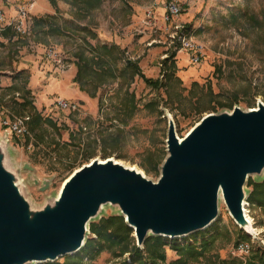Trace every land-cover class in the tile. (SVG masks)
Returning a JSON list of instances; mask_svg holds the SVG:
<instances>
[{
  "label": "rangeland",
  "instance_id": "374dc122",
  "mask_svg": "<svg viewBox=\"0 0 264 264\" xmlns=\"http://www.w3.org/2000/svg\"><path fill=\"white\" fill-rule=\"evenodd\" d=\"M37 1L43 7L39 15L34 11ZM171 2L181 6L178 17L168 15ZM29 3L34 4L31 29L27 35H19L13 22L19 8ZM0 11L6 21H0V138L6 119L27 120L28 136L11 135L9 149L12 168L37 210L53 204L63 183L96 159L117 160L157 182L168 156L169 117L179 138H184L209 114L233 112L235 108L247 111L264 104V0H103L101 8L86 17L67 0H58L56 6L50 0H0ZM55 15L58 21L48 19ZM255 15L263 23L261 30L255 29ZM39 19L45 20L47 29L62 28L61 35L39 32L35 27ZM78 27H88L97 38L93 40ZM184 39L200 46V63L193 62L195 55L186 49ZM86 40L120 46L139 63L148 79L159 80L162 85L152 87L137 78L130 95L125 96L123 109L114 98L118 82L104 86L95 96L81 91L75 82L76 55ZM51 47L61 53L60 64L46 58ZM172 55L175 58L165 67L164 61ZM172 73L173 80L169 81ZM60 101L73 103L77 109L61 110ZM134 107L133 117L127 120L128 111ZM38 114L51 119L57 129L46 123H31ZM26 165L34 170L26 169ZM50 179L49 189L42 191ZM262 181L264 172L250 177L246 186L245 207L255 233L241 229L223 199L219 217L208 229L183 238H166V264L179 260L172 240L180 245L194 244V235L201 232L207 239L216 238L215 243L204 257L189 264H222L230 259L246 263L256 248H264V212L249 202L255 183ZM113 216L125 220L117 207L104 206L99 219L89 225L87 242L92 251L84 247L78 255L62 257L56 264L81 259L83 264H132L130 254L115 258L110 251L93 253V241L98 237L92 233L91 224ZM240 244L249 245V254H234Z\"/></svg>",
  "mask_w": 264,
  "mask_h": 264
},
{
  "label": "water",
  "instance_id": "95a60500",
  "mask_svg": "<svg viewBox=\"0 0 264 264\" xmlns=\"http://www.w3.org/2000/svg\"><path fill=\"white\" fill-rule=\"evenodd\" d=\"M167 149L157 182L113 159H96L67 179L53 204L37 210L12 168L7 136L1 137L0 264L55 263L78 254L107 205L120 210L140 249L149 237L176 239L208 229L223 199L233 220L252 233L246 186L264 172V104L209 114L182 141L169 117Z\"/></svg>",
  "mask_w": 264,
  "mask_h": 264
},
{
  "label": "trees",
  "instance_id": "16d2710c",
  "mask_svg": "<svg viewBox=\"0 0 264 264\" xmlns=\"http://www.w3.org/2000/svg\"><path fill=\"white\" fill-rule=\"evenodd\" d=\"M53 5H57L58 0H50ZM68 3L74 7L79 15L86 17L90 13L98 11L103 0H67ZM51 21H58V16H48ZM46 22L44 19H39L35 24V27L39 32L46 35H61L62 28L58 26L56 28L48 26L46 28ZM263 23L257 15H255V29H262ZM81 32L91 35V38L95 40L97 35L94 31L88 27H78ZM81 51L77 53L79 59L78 73L76 77V83L79 85L81 91L95 96L101 88L111 83L118 82L119 90L114 97L118 100L119 107L123 109L126 106L125 96L130 95V88L135 83L137 78H142L149 86L160 87L162 83L157 80L148 79L142 72L139 63L131 60L126 51L116 44H92L90 41H84V46L81 47ZM87 52L89 53L87 55ZM175 58L172 55L164 61V66L167 67L169 62ZM174 73L169 77V81H172ZM134 96V94H132ZM24 107V105H21ZM136 107L128 111V119H131L135 113ZM32 122L48 124L51 128L57 129V124L51 119H44L39 114L31 118ZM122 121V120H121ZM123 122V121H122ZM30 123V124H31ZM249 202L257 207L261 208L264 212V181L255 183V191L250 195ZM264 226V222L262 223ZM91 231L98 237L97 241H93V253L101 254L103 251H110L115 258H121L126 254H130L132 264H166V243L169 239L164 237L151 238L149 237L145 243L143 250L136 246L135 239L133 237L134 230L131 229L125 220L121 217L103 218L100 223L91 224ZM207 234L201 232L194 235L196 242L194 244L180 245L176 240L172 243V248L179 255L177 264H189L190 262L199 261L210 250L215 243L216 238L207 239ZM201 238L199 242L198 239ZM85 251L91 250L89 242H87ZM82 252V251H81ZM78 255V254H76ZM96 258V256H94ZM68 260L66 264L71 263ZM52 264H56L52 263ZM72 264V263H71ZM73 264H83V259ZM120 264H127L122 262ZM222 264H264V248H256L246 263L239 262L238 259H230L223 261Z\"/></svg>",
  "mask_w": 264,
  "mask_h": 264
},
{
  "label": "built area",
  "instance_id": "2783aa9c",
  "mask_svg": "<svg viewBox=\"0 0 264 264\" xmlns=\"http://www.w3.org/2000/svg\"><path fill=\"white\" fill-rule=\"evenodd\" d=\"M34 9V4L29 3L25 6H22L18 10L17 18L13 22L14 31H16L19 35H27L29 30L31 29L32 24V12ZM168 15L171 17H178L181 13V6L178 2H171L167 5ZM167 16V20L169 19ZM0 21H5V13L0 11ZM6 22V21H5ZM186 49L191 50L194 53L193 62L200 63L202 60V51L198 44L193 43L192 40L184 39ZM45 56L48 60H51L55 63L60 64L62 61L61 53L54 47L47 49ZM59 108L61 110H69L74 111L77 109V105L73 103H68L66 101H60L58 103ZM27 120L25 119H6L3 122V126L5 127L4 136H7V140L10 143V136H28L29 129L26 124ZM3 136V137H4ZM250 247L247 244L237 245L234 249V254H238L241 256H245L249 254Z\"/></svg>",
  "mask_w": 264,
  "mask_h": 264
},
{
  "label": "bare ground",
  "instance_id": "6f19581e",
  "mask_svg": "<svg viewBox=\"0 0 264 264\" xmlns=\"http://www.w3.org/2000/svg\"><path fill=\"white\" fill-rule=\"evenodd\" d=\"M252 111H256V110H258V108H255V109H251ZM192 130V129H191ZM190 130V131H191ZM189 131V132H190ZM181 139V141L183 140V138H180ZM101 161V163H105V162H107V160H100ZM115 161H117V160H115ZM118 162V161H117ZM133 169V168H132ZM68 180H66L64 183H63V185H65V183L67 182ZM63 185H62V187H61V189H60V192H61V190H62V188H63ZM245 214H246V218L248 219V221L251 223V226H253V221L251 220V218L249 217V215H248V212H247V210H246V207H245ZM253 233H255V229H254V227H253ZM36 264H38V263H36Z\"/></svg>",
  "mask_w": 264,
  "mask_h": 264
},
{
  "label": "crops",
  "instance_id": "0c3cea01",
  "mask_svg": "<svg viewBox=\"0 0 264 264\" xmlns=\"http://www.w3.org/2000/svg\"><path fill=\"white\" fill-rule=\"evenodd\" d=\"M36 9L34 10L35 11V14L37 13V15H39V14H41V13H43L42 12V9H43V7L41 6V5H38V1L36 2V7H35ZM11 10V9H10ZM37 11H39V12H37ZM11 12V11H10ZM15 14H16V12H15Z\"/></svg>",
  "mask_w": 264,
  "mask_h": 264
}]
</instances>
